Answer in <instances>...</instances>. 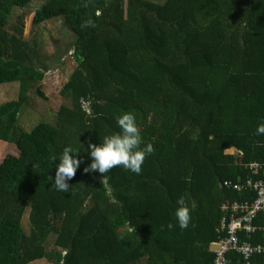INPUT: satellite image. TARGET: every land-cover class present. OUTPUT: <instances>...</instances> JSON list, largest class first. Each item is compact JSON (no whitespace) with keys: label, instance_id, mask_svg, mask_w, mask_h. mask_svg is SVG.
Listing matches in <instances>:
<instances>
[{"label":"trees","instance_id":"1","mask_svg":"<svg viewBox=\"0 0 264 264\" xmlns=\"http://www.w3.org/2000/svg\"><path fill=\"white\" fill-rule=\"evenodd\" d=\"M32 1L0 0V84L21 87L0 104V264H214L223 204L251 195L225 182L264 179L248 166L264 163V0H45L32 25L63 19L75 66L55 121L27 130L20 115L33 96L48 99L50 66L34 33L24 37L26 15L9 20ZM127 111L155 149L142 172L85 173L88 145L119 131ZM66 146L82 159L69 193L52 187ZM180 196L192 210L185 229ZM262 215L243 239L264 245Z\"/></svg>","mask_w":264,"mask_h":264},{"label":"rangeland","instance_id":"2","mask_svg":"<svg viewBox=\"0 0 264 264\" xmlns=\"http://www.w3.org/2000/svg\"><path fill=\"white\" fill-rule=\"evenodd\" d=\"M45 0H33L32 7H15L10 18V24L19 22L25 16V38L35 35L38 42L37 59L50 66L44 79V90L48 99L33 96L32 103L20 115V124L27 130H31L39 121L54 122L64 99L60 93L67 82L70 73L74 70L75 59L73 57L74 34L65 24L63 19L54 18L39 25L33 26L34 7L40 6ZM32 31V33H31ZM31 34V35H30ZM20 83L9 82L0 84V104L17 99L20 94ZM2 146H0L1 149ZM7 151L20 155V150L15 143H9ZM232 153V149L229 151ZM22 223L27 233L30 231L29 209L26 210ZM53 239H51V242ZM30 264H55L46 258L38 259Z\"/></svg>","mask_w":264,"mask_h":264},{"label":"clouds","instance_id":"3","mask_svg":"<svg viewBox=\"0 0 264 264\" xmlns=\"http://www.w3.org/2000/svg\"><path fill=\"white\" fill-rule=\"evenodd\" d=\"M119 131L105 135L100 142L90 143L86 152L91 158V163L83 169L85 173H95L105 175L116 166H122L125 170L139 175L142 172V165L147 156L151 155L155 149L151 142L144 144L139 124L134 112L127 111L116 118ZM257 135H264V120L256 128ZM80 150L72 146H66L62 155L57 159L55 177L52 187L57 191L69 193V181L75 176L80 168L82 159ZM102 180V183L104 181ZM177 207L174 211L176 224L185 229L192 219L191 208L187 205L184 196H180L176 201ZM169 228L174 227L172 223Z\"/></svg>","mask_w":264,"mask_h":264},{"label":"built area","instance_id":"4","mask_svg":"<svg viewBox=\"0 0 264 264\" xmlns=\"http://www.w3.org/2000/svg\"><path fill=\"white\" fill-rule=\"evenodd\" d=\"M232 152L239 153L237 149H232ZM248 166L256 174L264 170V163L258 161ZM225 184L251 195L247 200L223 204V216L217 227L219 238L214 243V264H264L254 261V258L264 255V245L242 238V234H251L261 228L254 221L259 220L261 213L264 217V179L247 178L238 184L231 181Z\"/></svg>","mask_w":264,"mask_h":264},{"label":"crops","instance_id":"5","mask_svg":"<svg viewBox=\"0 0 264 264\" xmlns=\"http://www.w3.org/2000/svg\"><path fill=\"white\" fill-rule=\"evenodd\" d=\"M240 152V151H239ZM254 162V161H253ZM244 180V179H243ZM243 180H241V181H243Z\"/></svg>","mask_w":264,"mask_h":264}]
</instances>
